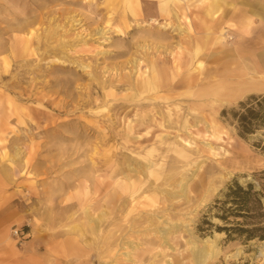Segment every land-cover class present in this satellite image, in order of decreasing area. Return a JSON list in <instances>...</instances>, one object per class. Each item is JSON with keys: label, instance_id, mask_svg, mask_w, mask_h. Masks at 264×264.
Returning a JSON list of instances; mask_svg holds the SVG:
<instances>
[{"label": "rangeland", "instance_id": "1", "mask_svg": "<svg viewBox=\"0 0 264 264\" xmlns=\"http://www.w3.org/2000/svg\"><path fill=\"white\" fill-rule=\"evenodd\" d=\"M250 77L264 0H0V264H264Z\"/></svg>", "mask_w": 264, "mask_h": 264}, {"label": "bare ground", "instance_id": "2", "mask_svg": "<svg viewBox=\"0 0 264 264\" xmlns=\"http://www.w3.org/2000/svg\"><path fill=\"white\" fill-rule=\"evenodd\" d=\"M161 12H164L163 8L161 9ZM247 25L249 27V26H251V23L248 22ZM257 76H258V74H257ZM262 91H264V82H262V81L260 82L258 80L253 79L252 77H250L248 79H242L239 82L231 83L230 85H228L226 87L223 86V85H218L215 88V90L213 89L212 94L214 95L215 93H223V94H221V95L224 96L223 99L221 101H218L219 106H222L225 103L231 104V103L237 101L238 99H240L242 96L244 97V95H246V94H249V93H256L257 94V93L262 92ZM168 109H169V107H168ZM174 110H176L177 114L180 111L177 107H175ZM174 110H172V111L174 112ZM168 114H169V118H171L172 115H173L171 110H168ZM174 117H176L177 121L173 122L172 120H169L171 125H177L178 124V119L177 118H179V116L174 114ZM155 153H157L155 148H151L150 150H148L145 153V162H146V168L147 169H150L154 165V163L152 164V162L150 161V158L153 157V155ZM153 168H154V166H153ZM152 187H153V185H152ZM180 189H182V188H180ZM159 195H161V193ZM100 217H102V216H100ZM89 219H90V217H89ZM95 220H97V218H95ZM98 220H99V222L101 221V219H98ZM86 221H88V220H86ZM91 224H93V223H91ZM91 228L94 229V227H91ZM93 229H92V231H93ZM89 230H88V232H89ZM191 243H192V247L190 248V251H191L192 259H193L195 264H204L206 262V260H208L214 254V250L212 248V245L199 244V243L196 242V240H192Z\"/></svg>", "mask_w": 264, "mask_h": 264}, {"label": "trees", "instance_id": "3", "mask_svg": "<svg viewBox=\"0 0 264 264\" xmlns=\"http://www.w3.org/2000/svg\"><path fill=\"white\" fill-rule=\"evenodd\" d=\"M257 101V99H256ZM264 101V97L256 102V109H247L245 113H241L238 116V130L240 135H248L254 133L257 129H264V108L262 107V102ZM249 188L251 185L248 186ZM233 195H237L236 197L245 202L246 196L249 195V190H245L242 187H239L232 192ZM240 194V195H239ZM263 230L264 227L259 230ZM251 237H259L260 239H264V234L258 236Z\"/></svg>", "mask_w": 264, "mask_h": 264}, {"label": "built area", "instance_id": "4", "mask_svg": "<svg viewBox=\"0 0 264 264\" xmlns=\"http://www.w3.org/2000/svg\"><path fill=\"white\" fill-rule=\"evenodd\" d=\"M15 234H17V232H15Z\"/></svg>", "mask_w": 264, "mask_h": 264}]
</instances>
